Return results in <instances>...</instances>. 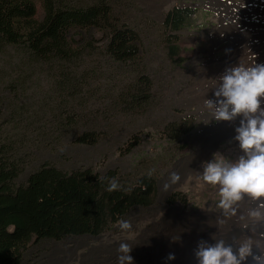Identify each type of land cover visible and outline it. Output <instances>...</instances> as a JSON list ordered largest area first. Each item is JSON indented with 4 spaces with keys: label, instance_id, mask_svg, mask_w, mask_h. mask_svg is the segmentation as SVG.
<instances>
[{
    "label": "rangeland",
    "instance_id": "rangeland-1",
    "mask_svg": "<svg viewBox=\"0 0 264 264\" xmlns=\"http://www.w3.org/2000/svg\"><path fill=\"white\" fill-rule=\"evenodd\" d=\"M34 2V19L43 22L45 4ZM53 4L100 6L110 17L98 27L70 29L67 57L40 58L26 46L0 44V158L16 166V186L49 165L102 176L116 172L128 186L152 178L156 192L148 207H134L122 219L131 222V230H121L118 223L99 236L42 240L21 264H117L122 242L132 245L134 264H198L201 241L223 240L235 251L250 238L253 253L264 254V221L248 215L264 212V199L245 195L232 215L219 207L220 186L202 179L214 158L236 163L244 155L234 139L243 117L216 120L205 100L217 99L214 92L226 68L241 60L264 64V0ZM174 8L194 13L184 29L168 31L166 19ZM116 30L136 35L133 59L110 54ZM255 115L264 119L260 112ZM84 134L93 143H79ZM172 173L180 176L176 183ZM170 254L175 259H168ZM246 264H253L251 257Z\"/></svg>",
    "mask_w": 264,
    "mask_h": 264
},
{
    "label": "trees",
    "instance_id": "trees-1",
    "mask_svg": "<svg viewBox=\"0 0 264 264\" xmlns=\"http://www.w3.org/2000/svg\"><path fill=\"white\" fill-rule=\"evenodd\" d=\"M35 0H0V44L26 46L40 58L67 57L68 32L72 28L98 27L110 12L100 6L89 9L55 8L45 4L46 17L38 22ZM194 11L172 9L166 19L168 31L189 25ZM137 37L128 30H116L108 50L118 60L133 59ZM177 52V50H175ZM84 134L79 143H93ZM16 166L0 158V264H21L25 253L42 240L62 241L74 236H99L117 225L134 207H148L156 192L152 178L128 186L116 172L102 176L93 170L64 172L44 166L23 186H16ZM115 178L120 190H107ZM177 195V194H176Z\"/></svg>",
    "mask_w": 264,
    "mask_h": 264
},
{
    "label": "clouds",
    "instance_id": "clouds-1",
    "mask_svg": "<svg viewBox=\"0 0 264 264\" xmlns=\"http://www.w3.org/2000/svg\"><path fill=\"white\" fill-rule=\"evenodd\" d=\"M216 100H205L208 108H214L216 120L232 121L242 116L240 125L235 129L234 139L239 143L244 155L236 163H227L223 159H213L204 168L202 179L209 185H219V207L226 213L236 214L234 205L245 195L253 200L264 199V119L255 114L260 112L261 98L264 97V64L245 63L242 60L235 66L226 68L220 77L219 87L215 90ZM151 170L148 175L151 176ZM180 176L172 173V183ZM107 190H120L121 185L113 178L109 180ZM168 185H165L167 189ZM264 208V204L260 205ZM249 218L254 222L264 221V212L253 210ZM243 219V217H242ZM121 230L132 229L130 221L119 222ZM243 227L247 228L245 224ZM264 235V234H262ZM253 241H242L237 250L226 246L223 240L215 244L201 241L195 252L198 264H246L249 257L253 264H264V254L253 253ZM260 247L259 244L256 245ZM132 245L122 242L117 248V264H134L130 255ZM168 259H175L170 254Z\"/></svg>",
    "mask_w": 264,
    "mask_h": 264
}]
</instances>
